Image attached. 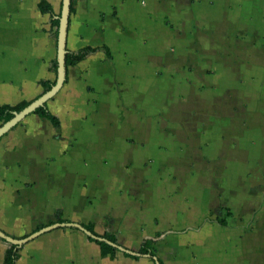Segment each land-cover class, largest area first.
<instances>
[{"label":"crops","instance_id":"obj_1","mask_svg":"<svg viewBox=\"0 0 264 264\" xmlns=\"http://www.w3.org/2000/svg\"><path fill=\"white\" fill-rule=\"evenodd\" d=\"M42 1L0 0V105L57 79L64 0ZM86 46L47 102L60 126L0 138V230L45 229L16 264H167L195 241L264 262V0H75L66 48Z\"/></svg>","mask_w":264,"mask_h":264},{"label":"trees","instance_id":"obj_2","mask_svg":"<svg viewBox=\"0 0 264 264\" xmlns=\"http://www.w3.org/2000/svg\"><path fill=\"white\" fill-rule=\"evenodd\" d=\"M40 8L43 12H52V7L51 5L43 0L40 3ZM75 11V0L71 1V12ZM53 25L59 26L60 20L54 19L52 21ZM98 48L91 47V46H86L81 48L78 51H71L67 49L66 53V67L68 68L69 66H73L81 62L82 60L86 59L91 53L96 52ZM53 70L57 72L58 69V61L55 59L52 64ZM56 81H48V80H43L41 81V84L45 88V92L55 84ZM32 101H21L17 104H3L0 105V123L3 124L7 121H9L11 118H13L15 112H20L23 110L25 107H27ZM34 114H37L41 117H44L48 119L54 126H60V119L53 114L47 104L38 107L35 111ZM221 224H224V222L221 221ZM87 229L90 231L94 232L93 225H87ZM97 236V235H96ZM102 239H94L97 241V243L100 245L101 248V254L102 256H107L110 255L111 257H114L116 252L118 251V247L115 246L114 244L117 243V237L114 233H106L101 237ZM155 243L154 239H146L143 244L140 247V250L138 251V255H132L130 253H127L129 256H133L134 258H138L140 255L143 254H150L151 256H154V251H153V244ZM21 249L22 245L18 244H11V246L6 250L4 261L1 264H16L17 260L21 256ZM161 264L162 262L157 259Z\"/></svg>","mask_w":264,"mask_h":264},{"label":"water","instance_id":"obj_3","mask_svg":"<svg viewBox=\"0 0 264 264\" xmlns=\"http://www.w3.org/2000/svg\"><path fill=\"white\" fill-rule=\"evenodd\" d=\"M71 1L72 0H64L63 2V10L60 17L59 24V36H58V69H57V79L55 84L51 87V89L47 90L43 93L39 98L32 101L27 107H25L20 112H15L13 118L9 121L3 123L0 126V138L13 129L18 123H20L23 119H25L28 115L34 113V111L45 104L49 100H51L62 88L65 83L66 75H67V67H66V53H67V36H68V26H69V17L71 13ZM45 229L40 230L38 232L33 233L27 238L24 239H15L13 237L7 236L0 230V237L9 241L11 244L23 245L25 242L29 241L37 237L41 232ZM102 239V238H99ZM115 246H118L114 244Z\"/></svg>","mask_w":264,"mask_h":264},{"label":"rangeland","instance_id":"obj_4","mask_svg":"<svg viewBox=\"0 0 264 264\" xmlns=\"http://www.w3.org/2000/svg\"><path fill=\"white\" fill-rule=\"evenodd\" d=\"M214 230H211L213 233ZM224 239V234L222 235ZM209 245H204L203 251L198 248V243L191 244L189 250L182 247L180 244L167 255L163 250L167 264H257L253 260V255L248 253V248L245 245L246 253L243 255L239 254V251L230 252L231 249L237 248L239 245L233 247L230 243L213 244L207 243ZM8 244L0 241V257L4 246ZM205 252L206 254H204ZM241 255V256H240ZM241 257V259H240ZM259 264V263H258ZM264 264V262H260Z\"/></svg>","mask_w":264,"mask_h":264}]
</instances>
